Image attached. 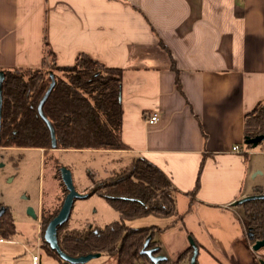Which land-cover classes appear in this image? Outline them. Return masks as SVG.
<instances>
[{"label":"crops","instance_id":"crops-1","mask_svg":"<svg viewBox=\"0 0 264 264\" xmlns=\"http://www.w3.org/2000/svg\"><path fill=\"white\" fill-rule=\"evenodd\" d=\"M45 45L59 66L86 53L122 69L117 151L176 189V215L152 224L167 264H190L189 236L196 264H260L232 202L251 194L243 117L264 100V0H0V69L40 68Z\"/></svg>","mask_w":264,"mask_h":264},{"label":"trees","instance_id":"trees-1","mask_svg":"<svg viewBox=\"0 0 264 264\" xmlns=\"http://www.w3.org/2000/svg\"><path fill=\"white\" fill-rule=\"evenodd\" d=\"M50 73L54 85L41 109L53 128L55 147L129 149L121 137L122 69L106 66L86 53H79L71 65L59 66L55 62V55L46 45L40 68L17 67L3 71L0 146L36 147L43 153L52 148L49 126L38 111V104L52 79ZM176 84L180 87L178 82ZM262 133L264 100L258 102L243 117L244 137ZM260 143L264 145V140ZM91 176L92 187L88 193L95 192L106 199L119 218L104 227H93L83 232L61 231L65 221L57 227L59 248L70 256L99 252L101 255L113 257L114 264H153L142 249L148 235L150 239L147 247L157 246L154 226L131 227L127 220L147 215H176V189L173 184L159 167L142 156L132 158L119 170L111 168L109 174L102 178H96L94 174ZM198 187L197 180L190 192L191 196ZM2 205L0 203V207ZM240 206L247 233H251L248 236L250 243L263 238L264 199L248 200ZM59 208L60 206L47 214L42 210L41 245L46 253L55 257L60 264H73L63 260L43 238L48 221ZM14 229L13 219L5 206V211L0 216V233L10 235ZM192 251L190 245L185 251L188 259ZM159 252L158 247L155 253ZM159 264H167L166 259Z\"/></svg>","mask_w":264,"mask_h":264},{"label":"rangeland","instance_id":"rangeland-1","mask_svg":"<svg viewBox=\"0 0 264 264\" xmlns=\"http://www.w3.org/2000/svg\"><path fill=\"white\" fill-rule=\"evenodd\" d=\"M247 151L254 170L247 176L246 190L251 194L264 193V145L259 143ZM128 156L117 150L55 147L43 153L36 147L0 146V203L8 208L15 227L10 235L0 233V264H31L34 254L38 255L37 264H60L46 253L40 235L42 210L45 214L55 211L66 194L60 168L70 170L76 191L88 193L92 174L102 178L111 168L119 170ZM118 218L107 200L94 192L73 199L61 231L83 232L104 227ZM156 222H162V218L147 215L127 220L131 227ZM109 260L113 263L114 258L103 254L83 264H110Z\"/></svg>","mask_w":264,"mask_h":264},{"label":"water","instance_id":"water-1","mask_svg":"<svg viewBox=\"0 0 264 264\" xmlns=\"http://www.w3.org/2000/svg\"><path fill=\"white\" fill-rule=\"evenodd\" d=\"M50 74L52 77L51 82H50L47 90L45 91L43 97L41 98V100L38 104V111H39L40 115L45 120H46V118L43 115L41 108H42L43 101L46 99L48 93L50 92L51 88L54 85V79H53L52 73H50ZM3 77H4V74H3V71L1 70L0 71V112H1V103H2L1 82L3 80ZM46 122L49 126L50 133H51V146H52V148H55L56 140H55L53 128L50 125L48 120H46ZM262 140H264V133L255 135L253 137L245 136L243 141H244L245 145H249L250 147L253 148V147H256ZM60 177H61L62 182H63L67 191H66V194L63 198L62 204H61L58 212L48 221V223H47V225L43 231V238L49 244V246L58 253V255L63 260H66V261L73 263V264H83L92 258L100 256L101 253H99V252L87 253V254H83V255H79V256H70V255L64 253L59 248V245L57 242V227H58V225L63 224L68 219L73 199L75 197H86L89 195V193H82V192H78L75 190L73 182H72L71 173H70V170L68 168H66V167L60 168ZM254 199H264V193H254V194L245 195V196L233 201L232 205H239L245 201L254 200ZM4 211H5V206H1L0 207V216L3 214ZM247 235L250 236L251 233L248 232ZM149 239H150V235L147 236V238L144 242V248L142 249V252H144L145 254H147L149 256L150 261L153 264H159L160 262L164 261L166 259V257L162 254L155 253V251L158 249L157 246L147 247ZM188 239H189L190 245L193 248L192 255L190 257V264H196V256L198 253V248L190 236L188 237ZM263 246H264V237L261 239L255 240L254 242H252V245H251L252 249L255 251L259 250ZM259 262H260V264H264V258H260Z\"/></svg>","mask_w":264,"mask_h":264},{"label":"built area","instance_id":"built-area-1","mask_svg":"<svg viewBox=\"0 0 264 264\" xmlns=\"http://www.w3.org/2000/svg\"><path fill=\"white\" fill-rule=\"evenodd\" d=\"M121 1L128 2L130 0H121ZM157 119H158L157 114L153 113L148 117L147 121L148 122H155ZM232 150L233 151H240V147L238 145H234V146H232ZM37 261H38V255H36V254L32 255L31 264H37Z\"/></svg>","mask_w":264,"mask_h":264}]
</instances>
